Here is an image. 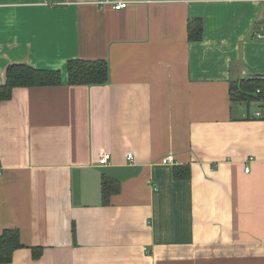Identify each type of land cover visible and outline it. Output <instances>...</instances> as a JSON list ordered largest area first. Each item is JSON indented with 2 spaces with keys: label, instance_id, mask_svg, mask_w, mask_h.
Masks as SVG:
<instances>
[{
  "label": "crops",
  "instance_id": "0c3cea01",
  "mask_svg": "<svg viewBox=\"0 0 264 264\" xmlns=\"http://www.w3.org/2000/svg\"><path fill=\"white\" fill-rule=\"evenodd\" d=\"M121 1L0 0V87L10 66L61 73L0 104L7 264H264V113L229 95L264 85V0ZM75 60L108 82L69 84Z\"/></svg>",
  "mask_w": 264,
  "mask_h": 264
},
{
  "label": "trees",
  "instance_id": "16d2710c",
  "mask_svg": "<svg viewBox=\"0 0 264 264\" xmlns=\"http://www.w3.org/2000/svg\"><path fill=\"white\" fill-rule=\"evenodd\" d=\"M201 29L200 22L191 21L188 25L189 37L198 40L201 36ZM67 77L68 83L71 85H105L108 82V64L104 61H70L67 65ZM60 83L61 73L58 71H39L27 66H10L6 72V83L0 87V104L10 99L14 88L57 86ZM256 90H260L261 93L257 94ZM229 95L232 105L248 107L251 103H255L262 107L264 113V85L259 79L231 83ZM262 115L259 118L264 119V115ZM177 170L176 178L179 177V170ZM102 192L104 200H107L111 194L119 192V187L103 180ZM21 248L17 230H4L0 235V264L10 263L14 252ZM32 251L33 257L37 258L41 254L40 249H33Z\"/></svg>",
  "mask_w": 264,
  "mask_h": 264
},
{
  "label": "built area",
  "instance_id": "2783aa9c",
  "mask_svg": "<svg viewBox=\"0 0 264 264\" xmlns=\"http://www.w3.org/2000/svg\"><path fill=\"white\" fill-rule=\"evenodd\" d=\"M95 3L100 8H111V9L116 10V11L123 10L127 7L126 2L121 1V0H95ZM258 37H261V36H258ZM261 38L264 39V36H262ZM256 93L259 94V93H261V91L256 90ZM260 115H261L260 113H256L255 118H259ZM131 160H132V154H128L127 155V161L129 162ZM173 160H174V158L172 156H166L162 160V164H170L173 162ZM109 161H110V154L106 153L105 151H100L99 157H98L99 165L100 166L108 165ZM245 172H248V168L245 169Z\"/></svg>",
  "mask_w": 264,
  "mask_h": 264
},
{
  "label": "rangeland",
  "instance_id": "374dc122",
  "mask_svg": "<svg viewBox=\"0 0 264 264\" xmlns=\"http://www.w3.org/2000/svg\"><path fill=\"white\" fill-rule=\"evenodd\" d=\"M155 258H156V264H164L166 262L163 261V253H159L157 252L156 255H155ZM178 264V263H176Z\"/></svg>",
  "mask_w": 264,
  "mask_h": 264
}]
</instances>
